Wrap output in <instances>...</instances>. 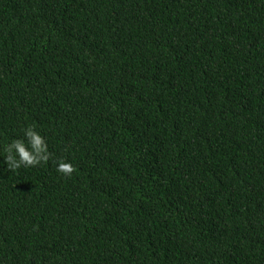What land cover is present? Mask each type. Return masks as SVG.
<instances>
[{
  "label": "trees",
  "instance_id": "16d2710c",
  "mask_svg": "<svg viewBox=\"0 0 264 264\" xmlns=\"http://www.w3.org/2000/svg\"><path fill=\"white\" fill-rule=\"evenodd\" d=\"M0 264H264V0H0Z\"/></svg>",
  "mask_w": 264,
  "mask_h": 264
},
{
  "label": "clouds",
  "instance_id": "9594fccd",
  "mask_svg": "<svg viewBox=\"0 0 264 264\" xmlns=\"http://www.w3.org/2000/svg\"><path fill=\"white\" fill-rule=\"evenodd\" d=\"M3 151L4 162L12 171L22 166L35 167L46 163L51 156L45 136L37 131L35 125L26 127L23 130V138L13 139L4 146ZM75 170L73 163L65 158L57 161L56 171L58 173L70 176Z\"/></svg>",
  "mask_w": 264,
  "mask_h": 264
}]
</instances>
